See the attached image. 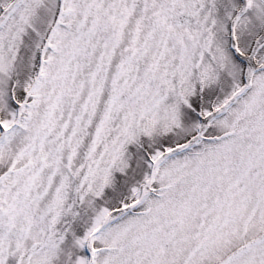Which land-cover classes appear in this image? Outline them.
<instances>
[{
    "label": "snow or ice",
    "instance_id": "1",
    "mask_svg": "<svg viewBox=\"0 0 264 264\" xmlns=\"http://www.w3.org/2000/svg\"><path fill=\"white\" fill-rule=\"evenodd\" d=\"M0 264H264V0H0Z\"/></svg>",
    "mask_w": 264,
    "mask_h": 264
}]
</instances>
